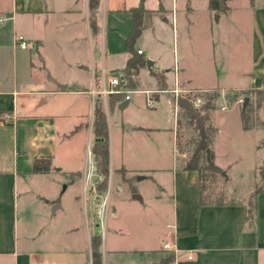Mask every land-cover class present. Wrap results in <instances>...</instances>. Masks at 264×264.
<instances>
[{"label": "crops", "instance_id": "obj_1", "mask_svg": "<svg viewBox=\"0 0 264 264\" xmlns=\"http://www.w3.org/2000/svg\"><path fill=\"white\" fill-rule=\"evenodd\" d=\"M197 1H143L144 9L151 13L150 23L143 32L162 34L169 29L173 47L166 48L161 43L157 49H144L135 44V50L143 52L144 60L153 62V73L147 66L140 73L144 71L151 81L158 80L161 87L168 85L172 90L180 86L206 92L264 89V0L246 1L241 5L229 0V11L225 14L211 11L209 0H203L204 9L207 13L209 9L211 18L212 14L219 16V24H235L239 17V13H235L237 10L251 13L253 24L247 38H244L246 47L238 59L226 63L221 58L217 61L220 53L218 42L213 40L212 23L207 33V54L201 52ZM141 4L142 0H100L96 17L98 33L93 34L89 23V0H8L6 5H2L0 0V18L12 19L16 24L21 18L25 24L22 33L32 44L26 64L30 78H19L16 62L11 65L10 72L2 74L0 71V264H91V251L89 261L88 255L84 259L62 261L59 252L30 250L28 241L35 234L26 227L29 222L25 223L20 240L18 223L20 220H53L61 208L36 185V181L51 177L59 171L55 170L58 166L70 176L78 175L82 167L62 165L61 160L70 161L75 156V152L67 147L87 127L83 118L88 115L89 98L93 103L92 135L98 98L103 100L107 123L108 113L114 109L136 115L134 107L128 105L132 98L125 102L114 96H93L92 91H101L103 76L121 72L126 67L131 58L125 40L132 31L131 11ZM47 32L57 36L56 47H63L65 41H70L73 47L82 50L78 58L65 63V68L72 74L69 81L58 77L54 65L39 51L48 41ZM14 34L15 44L16 30ZM88 36L95 48L90 56ZM31 49L35 51L34 55ZM88 80L90 85L94 84L90 91ZM152 97L159 101L161 95ZM67 101L70 108L64 106ZM71 112L74 116H68ZM5 114L11 116V120H4ZM127 124L129 130L136 132L158 130L128 117ZM109 150L111 173L115 163L110 139ZM214 154L216 165L224 171L215 151ZM178 155L177 152V162ZM37 161H47L50 170L35 173ZM122 166L126 171V165L122 163ZM169 173L170 187L150 177L164 194L169 190L172 198V216L166 225L168 238L165 237L163 243L137 250H121L112 243L110 250L104 251L102 244L103 264H147L146 253L156 252L166 245L175 256L173 264H264V184L241 199L202 206L199 173L185 171L183 163L173 165ZM124 180L129 183L132 194L140 197L133 196V199L144 202L131 178L125 177ZM258 190L261 191L254 199V221L242 227L249 208L248 200ZM40 236H44L43 232ZM126 255L128 257L121 261Z\"/></svg>", "mask_w": 264, "mask_h": 264}, {"label": "rangeland", "instance_id": "obj_2", "mask_svg": "<svg viewBox=\"0 0 264 264\" xmlns=\"http://www.w3.org/2000/svg\"><path fill=\"white\" fill-rule=\"evenodd\" d=\"M233 1L238 5L244 4L246 1L252 2V0ZM6 3L8 0H1L2 5H6ZM197 4L199 24L197 30L200 35L199 42L203 55L207 54L209 45L207 33L210 23H212L213 40L218 42L217 47L220 53L219 57L217 55V61L221 58V61L226 63L228 60L238 59L246 47L247 42L244 38H247L253 24L251 13L237 10L235 13H239V17L235 24H219V16L212 14L211 18L209 9L208 13L206 8L204 9L203 0H198ZM21 20L19 18L16 24L12 19H4L0 24V71L2 74L10 72L11 65L16 62L18 76L21 80H25L30 78V72L26 67L29 50H21L14 44L13 39L16 30V38L23 35L28 40V37L22 33L25 24ZM47 37L48 41L44 49L40 48L39 51L45 55L48 62L54 65L58 77L69 81L72 74L65 68V63L78 58L82 50L73 47L70 41H65L63 47H56L57 36L53 32H47ZM161 43L166 48L173 47V36L169 29L162 34L157 31L154 33L152 31L143 32L137 40L136 46L144 49L152 47L157 49ZM81 44L84 46L83 42ZM32 51L34 55L35 51ZM93 51L95 52V48L90 44L88 36V56ZM166 54L168 53L166 52ZM124 75L130 86V91H133L132 101L128 105L131 104L134 107L136 115L127 114L118 109L108 113L109 139L114 154L115 169L110 173L109 166L108 189L104 194L106 199L105 228L99 227V220H96L94 206L96 201L87 179L90 159L88 152L91 151L96 140L91 132L93 103L89 98L88 115L83 118L87 127L78 133L67 147L75 152V156L70 161L61 160L62 165L70 164L73 167H82L78 170V175L70 176L61 170V166H58L55 170L59 171H55L51 177L36 181V185L42 191H46L52 201L58 202L61 208L55 213L53 220H20L18 223V237L21 236V230L25 229L24 225L28 222L30 225H26V227L30 229L31 234H35L28 241L30 250L59 252L62 255V261H71L74 258L84 259L88 255L89 261L90 238L96 233L102 236L104 251H109L112 243L121 250H137L163 243L168 238L166 225L172 216V198L169 190L164 194L160 186L150 177H154L160 184L170 187L169 172L173 165L177 163L184 165V162L191 157L195 147L194 140L198 133L186 125L184 119L182 125L178 127L179 116L174 107L175 95L168 85L161 87L158 80L151 81L144 71L138 75ZM154 82L156 84L152 86ZM93 86L94 84L90 85L88 80L89 91ZM148 89L155 92L152 96L154 94L161 95L159 101L154 99L156 104L154 109H150L146 105L147 95L143 92L149 91ZM180 89L182 90L180 95L190 97L195 103L200 100L202 105L206 91L183 86H180ZM126 91H124L125 94ZM219 93L216 109L210 113V123L217 128V133L211 139V149L215 151L218 162L224 167V171L222 170V173L216 174L206 181V194L212 201H230L241 199L253 189L264 184V145L259 147L264 141V97L259 98L261 101H258L251 90H229L227 92L223 90ZM246 99L249 100L248 106L252 112L253 126L249 131L243 130L241 122V110ZM64 106L70 108L69 102L67 101ZM223 106L226 109L223 110ZM69 115L74 116L73 112ZM127 117L132 118L136 123L158 130L149 133L129 130ZM177 134L178 143L183 147V154L178 155V162ZM122 163L126 165V171L122 169L124 168ZM125 177L131 178L136 190L143 195L144 202L133 199L134 195L129 183L124 180ZM248 201L250 202V200ZM51 212H53V208H51ZM42 232L44 236H40ZM146 254L147 264H172L170 260L173 251L166 246L156 252ZM127 257V255L123 256L121 261Z\"/></svg>", "mask_w": 264, "mask_h": 264}, {"label": "trees", "instance_id": "obj_3", "mask_svg": "<svg viewBox=\"0 0 264 264\" xmlns=\"http://www.w3.org/2000/svg\"><path fill=\"white\" fill-rule=\"evenodd\" d=\"M142 4L133 9L132 12V31L125 37L126 49L131 54V58L128 60L126 67L121 72L115 74L122 75L124 82L118 87L122 90L121 93L113 95L117 100H125L126 90H130V86L126 80L124 74L127 75H138L141 69L147 66V62L135 50V44L142 35L144 29H146L150 23L151 13L146 11ZM229 0H209V9L217 13L225 14L229 11L227 6ZM100 6V0H89V23L93 34L98 33L97 26V13ZM251 93L255 94L256 97L261 99L264 97V89L252 88ZM220 96L218 90L207 91L203 96V103L199 108L193 106V100L190 97H181L178 101L179 112H178V127L182 125V120L186 121V125L192 127L195 132L198 133L197 138L194 140V150L191 157L184 162L183 169L185 171H197L199 173L200 180V204L206 205L213 202L220 203V201H212L206 194V181L213 178L214 175L222 173L215 163V154L211 149V139L214 134L217 133V129L210 123V113L216 109L217 100ZM250 106H246L241 110V122L243 130L248 131L252 128ZM93 135L96 138V142L92 147V153L97 163L98 172L103 176V182L99 185L100 192H105L108 188L109 179V166H110V150H109V133L107 117L103 108L102 98H98L95 103L94 111V122H93ZM264 145V141L259 145ZM183 147L178 143L177 134V151L182 153ZM50 170V166L47 161H37L34 165L35 173H47ZM264 176V175H263ZM264 179V177H263ZM256 191L251 197L249 202V208L246 217L242 222V227L246 224L253 222L255 215V196L259 193ZM102 239L100 234L96 233L91 238V264H103L102 257ZM175 256L173 255L170 262L173 264Z\"/></svg>", "mask_w": 264, "mask_h": 264}, {"label": "built area", "instance_id": "obj_4", "mask_svg": "<svg viewBox=\"0 0 264 264\" xmlns=\"http://www.w3.org/2000/svg\"><path fill=\"white\" fill-rule=\"evenodd\" d=\"M4 21V19H0V24H2ZM15 45L18 46L21 50H28L31 48L32 44L26 40V38H24L23 36H18L15 40ZM139 54H142L143 52L141 50L138 51ZM124 82V77L122 75H118V74H109L108 76H103L102 81H101V86L102 89L101 91L98 93L96 91H92L93 96L97 95V94H101L103 96H113L116 94H119L122 92V90H120L118 87L121 85V83ZM165 92V91H163ZM174 95V107H175V112H179V106H178V101L179 98L184 97L182 95H180V93L182 92V90L180 89V87L175 88L174 90L171 91ZM133 93V91H126V96H125V100L129 101L131 100V94ZM147 95V106L150 109H154L156 107L155 104V100L152 97V94L155 93L153 91H146L143 92ZM193 103V106L195 108H199L201 106V101L198 100ZM223 110L226 109V107L222 108ZM3 119L4 120H11V116H9L8 114L3 115ZM89 154V164H88V183L91 186V190H92V194L94 197V200L96 201V204H94L95 206V215H96V220H99V227L101 228H105L106 226V206H105V193L107 192V190L105 192H100L99 190V185L103 182V176H101L98 172V167H97V163L95 161V157L92 153V148L91 151L88 152ZM108 189V188H107ZM94 202V201H93ZM101 236V235H100ZM102 238V236H101ZM166 247H168V245H166Z\"/></svg>", "mask_w": 264, "mask_h": 264}, {"label": "water", "instance_id": "obj_5", "mask_svg": "<svg viewBox=\"0 0 264 264\" xmlns=\"http://www.w3.org/2000/svg\"><path fill=\"white\" fill-rule=\"evenodd\" d=\"M152 67H153V62L149 60V61L147 62V68H148V70H149L151 73H153V72H152ZM248 102H249V100L246 99L245 102H244L243 108H245V107L248 105ZM139 179H142V178H139ZM134 197L137 198V199H140V197H139L138 195H135Z\"/></svg>", "mask_w": 264, "mask_h": 264}]
</instances>
